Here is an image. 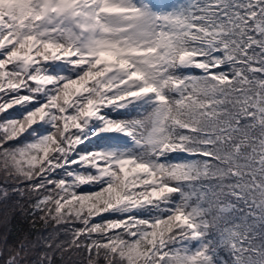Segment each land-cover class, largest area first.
I'll use <instances>...</instances> for the list:
<instances>
[{
    "label": "snow or ice",
    "instance_id": "6c2138e0",
    "mask_svg": "<svg viewBox=\"0 0 264 264\" xmlns=\"http://www.w3.org/2000/svg\"><path fill=\"white\" fill-rule=\"evenodd\" d=\"M0 264H264V0H0Z\"/></svg>",
    "mask_w": 264,
    "mask_h": 264
}]
</instances>
